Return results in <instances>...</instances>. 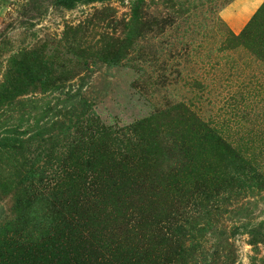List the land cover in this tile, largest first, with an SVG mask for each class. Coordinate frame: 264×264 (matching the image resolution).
<instances>
[{"label":"rangeland","instance_id":"374dc122","mask_svg":"<svg viewBox=\"0 0 264 264\" xmlns=\"http://www.w3.org/2000/svg\"><path fill=\"white\" fill-rule=\"evenodd\" d=\"M0 264H264V0H0Z\"/></svg>","mask_w":264,"mask_h":264}]
</instances>
